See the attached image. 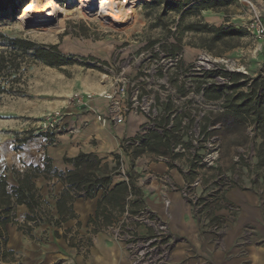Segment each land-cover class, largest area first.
Wrapping results in <instances>:
<instances>
[{
	"label": "crops",
	"instance_id": "obj_1",
	"mask_svg": "<svg viewBox=\"0 0 264 264\" xmlns=\"http://www.w3.org/2000/svg\"><path fill=\"white\" fill-rule=\"evenodd\" d=\"M196 9L201 14L198 17L209 26H244L242 16L230 15L231 21H228L229 15L213 3ZM260 60L264 62L263 55ZM207 96L212 99L220 97L212 90L207 92ZM232 98L227 100L226 108ZM90 106L106 113L108 101L97 96ZM166 109L174 110L172 105H167ZM71 111L75 113L78 110ZM84 113L90 120V126L76 137L63 138L56 146H47L44 138H36L21 151H12L14 139L0 137V176L6 177L9 187L18 186L19 173H24L31 165L43 167L46 159L54 170L63 173L74 171L75 165L69 160L81 154L92 156L94 165L91 172L97 177L110 178V183L97 188L91 198L79 193L73 203L75 218L59 226L48 221L35 227L27 226L29 209L26 205H18L13 221L6 226L7 250L13 253L8 257V264H130L123 247L111 241L101 229L119 220L127 210L137 212L145 208L166 221L176 238L172 264H264V200L255 185L237 186L227 193V199L240 209L224 235L223 245L217 248L212 238L201 233L190 206L182 196L168 192L160 181L166 174L172 176L178 185L193 179L182 174V169L189 166L186 154L173 152V148L188 149L190 145L188 129L182 125L181 116L175 118L174 127L166 130V136L151 134L146 144L135 150V156V151L131 155L122 146V141L137 132L146 122L144 117L131 115L123 125L114 127L111 122L101 124L90 111ZM224 115L232 119L223 124L228 150L238 143L230 136L239 116L229 109ZM168 122L164 119L161 125ZM10 127L7 131H21L17 124ZM228 159L225 158L226 163ZM34 182L44 205L58 219L56 203L63 191L62 185L44 176ZM107 197L108 200L105 199ZM167 200L170 201L169 206L166 205ZM97 212L104 213L109 220L105 221L101 215L96 218ZM140 232L145 234L146 230L141 228ZM14 255L17 260H14Z\"/></svg>",
	"mask_w": 264,
	"mask_h": 264
},
{
	"label": "built area",
	"instance_id": "obj_2",
	"mask_svg": "<svg viewBox=\"0 0 264 264\" xmlns=\"http://www.w3.org/2000/svg\"><path fill=\"white\" fill-rule=\"evenodd\" d=\"M201 1L204 0L192 4ZM240 1L248 5V32L264 43V0ZM119 55L120 52H117L114 58L118 69L113 88L100 95L108 101L106 113L90 106L94 96L75 93L64 110L55 111L40 122L36 133L44 137L47 146H56L63 138L76 137L90 126L84 111L92 112L101 124L111 122L114 127L123 125L131 115L142 116L146 122L132 137H125L122 141V146L133 155L136 149L143 147L152 133L164 135L166 130L174 127L175 118L181 116L182 125L188 129L190 145L188 149L173 148V152L186 154L189 166L182 169V174L193 179L178 185L172 176L166 174L160 181L168 192L182 196L199 227L214 234L217 244L222 246L224 235L240 209L227 199V193L237 187L240 178L222 169L223 140L214 133L221 124L205 129L203 123L206 118L225 113L227 100L236 97L241 91L248 93L256 78L264 80V65L258 73L252 74L241 59L214 57L202 49L196 60L188 66L184 48L172 53L162 44H155L141 54L128 56L124 60H119ZM199 77H207L201 88L197 83ZM237 77L241 83H246L244 87H238ZM209 90H215L220 97L209 98L206 96ZM167 105H172L174 110L168 111ZM71 110L78 111L72 113ZM164 119L169 122L161 125ZM247 135L248 142L236 148L233 162L237 166L253 168L257 162L260 140L256 123L248 126ZM209 172L213 173V180L205 184ZM52 181L61 184L63 190L68 187V184L57 178ZM166 205H170L169 200ZM217 207L223 209L225 215L218 217L217 222H212ZM33 216L35 220L26 222L29 227L53 217L45 205L37 207ZM141 228L146 230L145 234L140 232ZM103 231L111 241L123 247L130 264H169L172 260L176 238L169 224L146 208L137 212L127 210ZM0 264H8L3 246H0Z\"/></svg>",
	"mask_w": 264,
	"mask_h": 264
},
{
	"label": "rangeland",
	"instance_id": "obj_3",
	"mask_svg": "<svg viewBox=\"0 0 264 264\" xmlns=\"http://www.w3.org/2000/svg\"><path fill=\"white\" fill-rule=\"evenodd\" d=\"M27 1L0 0L4 10L0 14V34L8 38L33 41L46 48L56 47L66 63L62 66H50L40 60L25 59L16 75L18 79L15 85L16 93L0 97V137L14 139L12 151H21L29 141L44 138L40 133H36L40 122L51 113L64 110L73 94L82 93L97 97L110 91L113 88L118 69L114 62L117 52H120L118 59L124 60L128 56L141 54L155 44H162L167 51L172 53L184 48L187 51L188 66L196 60L202 49L209 51L214 57L239 58L248 65L252 74L258 73L264 65V62L260 60V57L264 56L262 50L264 43L252 36L246 28L249 22V13L245 1L204 0L192 4L198 0H159L161 2H183L181 7L185 15L181 20L182 12L173 7L168 8L161 3L152 5L153 0H139L138 3L131 6L133 8L120 24L101 17H77L66 21L62 31L25 25L20 19V10ZM63 1L61 0V5H64ZM207 1L216 4V7H222V10L229 15L228 21H231L230 15L242 16L243 27L230 26L244 28L247 33L241 37L218 43L213 50L203 47V35L193 32L183 33V27L188 24L205 23L201 17H198L201 14L197 9H187L190 7L201 8L207 5ZM72 9L74 8H69V10ZM175 28L177 29L175 30ZM3 42L0 39V50L7 49L3 47L5 44ZM255 68H257L256 71ZM252 69L253 72L255 71L254 73L251 71ZM236 80L238 87H242L240 78L237 77ZM206 81L207 77H199L197 83L201 88ZM225 113L213 115L211 119L206 118L203 127L206 129L209 126L221 124L220 129L214 133L219 134L223 140L222 169L231 176H239L238 187L248 185L250 187L251 183L255 185L257 193L264 200L263 158L258 155L253 168L245 165L237 166L233 162L236 148L248 142L247 128L254 122L251 118L244 119V117H239V120L234 121L235 125L231 128L230 138L238 143L231 145L227 150L223 124L232 119L226 117ZM12 124H17L21 131H7ZM10 133L12 134L10 135ZM260 143L261 140H259V145ZM226 157L229 158L228 163L225 161ZM205 174L207 175V172ZM212 175V172L208 173L209 179H206L205 184L212 183ZM215 214L212 217V222H217L218 217L225 215V211L217 207ZM51 224L55 225L54 222ZM108 226H104L101 231L105 233L103 229ZM200 231L207 234V238H212L217 248L221 246L217 244L216 237L210 231L203 228H200ZM13 258L17 260L15 255ZM6 259L8 261V258ZM169 264H172V260Z\"/></svg>",
	"mask_w": 264,
	"mask_h": 264
},
{
	"label": "trees",
	"instance_id": "obj_4",
	"mask_svg": "<svg viewBox=\"0 0 264 264\" xmlns=\"http://www.w3.org/2000/svg\"><path fill=\"white\" fill-rule=\"evenodd\" d=\"M158 3L164 4L168 8L173 7L179 12H182L183 9L181 7L183 2L181 1H152V5ZM207 3L210 2L207 1ZM194 9L190 7L187 10ZM3 12L4 10L0 4V14ZM184 15L185 12H182L181 20L184 18ZM182 30L183 33L193 32L203 35V47L209 50H213L218 43L234 39L235 37H241L247 33V30L244 28H234L232 26L215 27L202 22L188 24ZM0 39L5 43L3 47L7 48L6 50H0V97L5 94L16 93L15 85L18 80L16 75L19 73L25 59L40 60L50 66H62L66 63L64 57L57 51L56 47L46 48L33 41L8 38L3 34H0ZM245 85V82L241 84L242 87ZM260 91H262L261 94ZM227 109L233 111L235 116L244 117V119L251 118L258 125L261 140L258 147V155L264 160V80L261 77L256 78L252 82L250 91L248 93L241 92L238 96L233 97L227 105ZM166 133L165 131L163 136H166ZM134 154L137 156L136 151ZM69 161L75 165L76 169L66 173L54 170L49 159L45 160L43 167L31 165L24 173H19L18 186L16 187H9L6 177L0 176V246L4 248L5 258L13 255L12 252L7 250L8 235L6 226L13 221L16 207L18 205H26L28 207L29 214L26 218L28 222L35 220L33 216L35 209L45 204L39 189L35 185V179L44 176L47 179L57 178L62 183L68 184V187L62 191L57 199L56 205L59 218L55 219V217H52L50 220V222H54L57 226L70 218H75L73 203L80 196L79 193H83L87 198H91L95 195L97 188L105 187L110 183L109 177H97L91 172L94 165L91 155L81 154L74 160ZM82 167L85 168L82 169ZM105 199L108 200V197ZM100 215L101 213L97 212L96 218ZM101 216L104 217L105 221L109 220V217L104 215V213Z\"/></svg>",
	"mask_w": 264,
	"mask_h": 264
},
{
	"label": "bare ground",
	"instance_id": "obj_5",
	"mask_svg": "<svg viewBox=\"0 0 264 264\" xmlns=\"http://www.w3.org/2000/svg\"><path fill=\"white\" fill-rule=\"evenodd\" d=\"M63 2L64 5H61V0H28L20 10V19L27 26L56 31H62L66 21L77 17H101L120 24L133 8L131 6L139 0H64ZM69 8L74 9L69 10Z\"/></svg>",
	"mask_w": 264,
	"mask_h": 264
}]
</instances>
